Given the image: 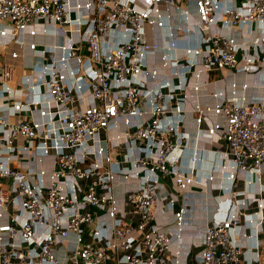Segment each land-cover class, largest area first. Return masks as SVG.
I'll use <instances>...</instances> for the list:
<instances>
[{"label": "built area", "instance_id": "2783aa9c", "mask_svg": "<svg viewBox=\"0 0 264 264\" xmlns=\"http://www.w3.org/2000/svg\"><path fill=\"white\" fill-rule=\"evenodd\" d=\"M12 41L35 60L19 75L0 56V264H188L173 189L217 175L195 264H264V94L200 100L213 73L264 89V0H0ZM190 119L220 156L189 146Z\"/></svg>", "mask_w": 264, "mask_h": 264}, {"label": "crops", "instance_id": "0c3cea01", "mask_svg": "<svg viewBox=\"0 0 264 264\" xmlns=\"http://www.w3.org/2000/svg\"><path fill=\"white\" fill-rule=\"evenodd\" d=\"M39 32L38 35L35 37L27 36L28 40H37L40 43L46 42V43H53L54 41H60L61 37L59 34H62L64 31V28H61V26H58L56 29L59 33L58 36H54L52 34H45L43 33L41 27H38ZM225 29H223V32ZM227 31V30H226ZM231 33V31H228ZM232 34L242 37H247L246 30L244 29L243 34H237L236 32H232ZM77 42L83 43V37L82 35H76ZM3 42H6V40H3ZM80 44V43H79ZM18 51L22 52V49L12 42L3 43V46H0V56H3V59L6 61H11L15 63L18 66L17 73L20 75L26 71H29V67L32 65L33 61L35 60V57L31 51H29L27 48L23 50V57L22 58H12L10 56L11 51ZM211 83L208 84L202 91L200 100L203 103H211L213 104L214 98L209 95V91L213 90L215 86L226 90L227 92L231 91V82H236L239 86L237 87L238 94L246 97H250L251 94L257 93V95H263L264 89L263 88H256L252 89V85L256 83L258 80L257 74H251L249 76H244L242 74L234 75L231 78H222V76L213 73L211 75ZM243 83H249L251 86L250 88L242 89L241 85ZM212 118H216L214 115H212ZM196 124L190 119L188 121V128H184V131L186 133L190 134V141L189 146L196 145L198 148H208L210 151V156H220V152L218 151V148L214 146L213 144H210L211 139L208 135L205 133L202 135V140L196 141L197 137V128H195ZM192 151L190 147H187L185 150L186 156L188 153ZM198 164L203 166L204 171L206 172L209 170V167L211 166L210 161H201ZM221 178L219 175L215 177V180L212 182H209L208 186L206 188L198 187L191 190L186 191H180L173 189L174 194L177 196V207H184L186 210L185 218L188 222L187 227L184 229V232L181 236V240H175L172 246V250L175 251L176 249L181 250V259L183 262H187L188 264H195L199 261L200 254L198 251L200 250V244L202 242V235L204 231V226L206 224V218H207V212L204 210L203 206L205 204L208 205L209 210L208 212L214 211L216 208V200H215V192L216 187L218 186ZM118 182V181H117ZM134 183L130 184L128 187H125L123 185L117 184L116 187V194L119 199L121 207L124 206V200L126 197V190L132 189L134 187ZM157 218L162 224V229L166 232L175 234L177 232V226L175 224V217L174 215H169L167 218L165 216L161 215L159 212L157 214ZM264 227V224H263ZM179 246V247H178Z\"/></svg>", "mask_w": 264, "mask_h": 264}, {"label": "water", "instance_id": "95a60500", "mask_svg": "<svg viewBox=\"0 0 264 264\" xmlns=\"http://www.w3.org/2000/svg\"><path fill=\"white\" fill-rule=\"evenodd\" d=\"M238 3H240V0H238Z\"/></svg>", "mask_w": 264, "mask_h": 264}]
</instances>
